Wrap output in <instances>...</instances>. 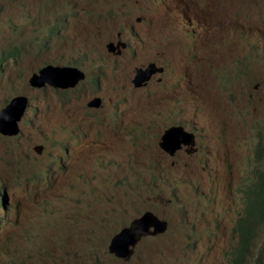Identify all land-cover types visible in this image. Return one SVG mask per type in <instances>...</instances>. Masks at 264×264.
Listing matches in <instances>:
<instances>
[{
    "label": "rangeland",
    "instance_id": "obj_1",
    "mask_svg": "<svg viewBox=\"0 0 264 264\" xmlns=\"http://www.w3.org/2000/svg\"><path fill=\"white\" fill-rule=\"evenodd\" d=\"M165 7L171 35L145 26ZM119 38L123 55L107 52ZM150 62L163 73L134 89V69ZM46 64L86 77L30 86ZM20 94V132L0 135V264H229L246 190L264 171V0H0V109ZM178 123L196 149L171 157L158 142ZM147 210L166 231L127 259L110 254L111 237ZM244 264H264V219Z\"/></svg>",
    "mask_w": 264,
    "mask_h": 264
},
{
    "label": "water",
    "instance_id": "obj_2",
    "mask_svg": "<svg viewBox=\"0 0 264 264\" xmlns=\"http://www.w3.org/2000/svg\"><path fill=\"white\" fill-rule=\"evenodd\" d=\"M107 48L112 50V44H107ZM159 71H162V69L156 68L153 63L148 64L144 69L137 68L132 78L134 87L141 86L142 83L149 80L153 73ZM84 78V72L75 66L47 64L37 72L32 73L28 83L30 86L37 88L50 86L56 89H64L75 87ZM100 102V98L94 97L87 103V106L97 107ZM28 104V97L20 94L12 97L0 109V135L12 137L19 134L18 123L24 116ZM181 143L192 145L193 136L186 133L181 126H169L160 136L159 147L169 155H172L180 147ZM190 150L188 149V151ZM165 229V222L157 219L150 211H145L139 217L133 219L128 226L121 228L111 237L107 250L116 258L127 259L139 238L147 234L162 233Z\"/></svg>",
    "mask_w": 264,
    "mask_h": 264
},
{
    "label": "clouds",
    "instance_id": "obj_3",
    "mask_svg": "<svg viewBox=\"0 0 264 264\" xmlns=\"http://www.w3.org/2000/svg\"><path fill=\"white\" fill-rule=\"evenodd\" d=\"M247 15V18L248 17H250L246 12H244V11H238L237 12V14H236V20H238L239 18H244L245 16ZM150 19H152V22H150V23H148L147 21L145 22V26H146V28H157V29H162L166 34H170L171 35V33H173V31L169 28V26H167L166 25V23L169 21V20H176V16L169 10V7H165L164 9H161V8H157V9H155V10H152L151 11V15L150 16H148ZM178 22V21H177ZM182 26H183V28L185 29V30H192L191 29V27L192 26H189L188 24H182ZM58 32H60V30L58 31ZM159 39V38H158ZM110 42H107V44H109ZM107 44H106V46H105V50L107 51V52H109V53H111V54H114V55H116V56H122L123 55V53L128 49V47H129V43H128V41H126L125 39H123V38H119V39H117L116 40V46L122 51V54L121 55H118V54H115V53H113V52H111V51H108V48H107ZM206 62V61H205ZM150 63H153V62H150ZM150 63H148V64H150ZM208 63V62H207ZM148 64H146L145 66H141V67H137V68H141V69H144ZM153 64H155V63H153ZM47 65V64H46ZM63 66H65V65H63ZM69 66H74V65H69ZM75 67H77V66H75ZM155 67L156 68H161L162 69V71H159V72H155V73H153L151 76H150V78H149V80L148 81H146L145 83H142V85L141 86H139V87H134V85H133V83H132V78H133V76H134V74H135V70L137 69V68H135L134 69V73H133V76H132V78H131V80H130V82H131V84H132V86H133V88L134 89H140V88H142V87H144L148 82H150V80L153 78V76L156 74V73H163V67L160 65V66H157L156 64H155ZM78 68V67H77ZM80 69V68H79ZM80 70H82V69H80ZM83 71V70H82ZM84 72V71H83ZM84 74H85V77H86V73L84 72ZM85 79V78H84ZM83 79V80H84ZM82 80V81H83ZM99 80V77L97 76V77H95L94 78V81H98ZM82 81H80L77 85H79ZM76 85V86H77ZM170 126H181L182 128H183V130L186 132V133H189V134H191L192 136H193V144L192 145H190V144H188V145H186V144H183V143H181L180 144V147L178 148V149H176L175 151H174V153L172 154V155H169L168 153H166L164 150H162L160 147V149L162 150V151H164L165 152V154L166 155H168V156H171V157H174L177 153H179L180 151H184L185 153H193L194 151H195V149H196V135H195V133L194 132H192V131H189L188 129H186L182 124H174V125H170ZM168 128V127H167ZM8 137V136H7ZM160 141V140H159ZM158 145H159V142H158ZM188 149H191L190 151H188ZM140 167H141V165H140ZM263 173H264V171H262ZM257 180H255V181H253L252 182V184L248 187V189L246 190V197H245V200H244V209H243V211H244V213H243V215H241L237 220H236V223H237V221L239 220V219H242V218H244L245 216H246V212H247V206H248V203H249V200L250 199H252V195H251V193H250V188H252L253 187V183H255ZM0 205H2V198H1V196H0ZM147 211H150L157 219H159L160 221H163V222H165V224H166V229H167V222L164 220V219H162V218H160L157 214H155L153 211H151V210H147ZM145 212V211H144ZM139 217V216H138ZM263 219H264V215H263V217H262V219L260 220V221H258V223L257 224H260L262 221H263ZM256 224V225H257ZM255 225V226H256ZM166 229L164 230V232L166 231ZM255 229V227L253 228V230ZM164 232H162V233H164ZM162 233H158V234H162ZM255 234V233H254ZM250 251V245H249V250H248V252ZM113 255V254H112ZM114 256V255H113ZM115 257V256H114ZM246 257H247V254H246ZM246 259V258H245Z\"/></svg>",
    "mask_w": 264,
    "mask_h": 264
},
{
    "label": "trees",
    "instance_id": "obj_4",
    "mask_svg": "<svg viewBox=\"0 0 264 264\" xmlns=\"http://www.w3.org/2000/svg\"><path fill=\"white\" fill-rule=\"evenodd\" d=\"M13 49V51H17L15 47ZM11 53L12 50H6L5 52L8 57ZM254 174L257 181L250 188L252 199L249 200L246 216L239 219L233 227V232L236 234V242L231 249L230 256L227 257L229 264L245 263L250 242L254 238L255 229L253 230V228L264 215V173L256 171Z\"/></svg>",
    "mask_w": 264,
    "mask_h": 264
},
{
    "label": "flooded vegetation",
    "instance_id": "obj_5",
    "mask_svg": "<svg viewBox=\"0 0 264 264\" xmlns=\"http://www.w3.org/2000/svg\"><path fill=\"white\" fill-rule=\"evenodd\" d=\"M105 14H107V13H105ZM117 15H118V13H117ZM120 18H119V16H118V20H119ZM125 28H127V29H129L127 26H123L122 28H121V30H120V32H121V34L123 33V30L125 29ZM117 40V39H116ZM108 42H110L111 44H112V50H109L108 49V51H111V52H113V53H115V54H118V55H121L122 54V51L116 46V41H108ZM205 60H207L205 57H203ZM209 61V60H208ZM211 61H209V64H211L210 63ZM211 65H213V64H211ZM84 224H88V223H84ZM81 232L82 233H85V234H91L92 236H94V230H92L91 229V227H87V226H85V227H83V229L81 230Z\"/></svg>",
    "mask_w": 264,
    "mask_h": 264
}]
</instances>
